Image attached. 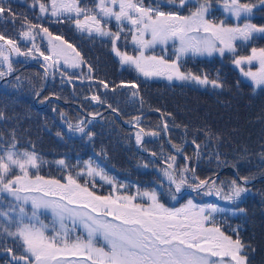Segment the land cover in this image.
<instances>
[{"label": "snow or ice", "instance_id": "snow-or-ice-1", "mask_svg": "<svg viewBox=\"0 0 264 264\" xmlns=\"http://www.w3.org/2000/svg\"><path fill=\"white\" fill-rule=\"evenodd\" d=\"M215 3L224 19L213 16V0H92L90 4L31 0L29 7L38 14L29 19L14 11L11 0H0V21L14 25L19 21L15 36L0 32V81L17 90L28 84L39 98L42 86L37 90L17 74V65L38 61L44 81L88 82L92 94L84 99L104 107L116 119L123 113L108 102L107 94L127 89L126 102L138 104L140 114L123 120L129 129L125 141L146 154L136 167L154 174L146 184L119 179L106 165L103 147L88 160L72 163L66 156L47 160L31 140L26 141L27 147L22 143L21 133L27 130L18 126L19 117L0 109V124L5 125L0 128L3 264H250L255 249L240 237L238 226L222 227L221 218L246 213L239 204L253 194L255 181L264 179V143L256 148L239 144L225 153L221 134L209 127L190 129L178 124L172 113L160 108L150 109L159 113V122L146 127V102L139 84L95 77L93 66L76 47L45 26L68 24L82 36L107 40L121 66L144 79L224 89L219 72L212 77L188 69L186 63L227 55L253 91L264 89V47L254 46L264 38V24L252 22L255 10H264V0ZM242 46L249 47V54L239 53ZM81 109L74 119L58 112L63 124V130L55 132L58 138L78 135L94 141L92 125L98 117L104 119L103 113ZM13 119L17 126L7 127ZM44 127L50 130L47 124ZM177 129L180 135L174 139ZM205 161L214 163L215 169L202 178L197 168ZM52 166L56 174L50 171ZM45 168L49 171L42 174ZM223 169H230L232 175L222 177ZM207 197L215 199L205 201Z\"/></svg>", "mask_w": 264, "mask_h": 264}, {"label": "trees", "instance_id": "trees-1", "mask_svg": "<svg viewBox=\"0 0 264 264\" xmlns=\"http://www.w3.org/2000/svg\"><path fill=\"white\" fill-rule=\"evenodd\" d=\"M17 27L18 26L14 25L8 20L0 21V32H3L7 36H15ZM186 67L194 72H199L201 70L204 71V68H206V70H208L209 75L212 77H214L216 73L219 72L221 79L225 82V88L222 90L223 99L221 100H229L231 102L237 98L238 99L237 105L233 103L232 106L225 108L223 114L227 113L226 115H228V117L224 115L225 117L224 119L223 118L215 119L214 117H216L218 114L216 112H220V110L214 109L215 110L214 113H216V116H209V115H213L214 113L207 114L206 111L211 110L212 107L211 105L205 103L204 99L208 91H210L209 94L212 98L217 97V93H218L217 89L216 90L208 89V88L201 89L195 85H188L183 83L177 85H169L166 82H162L160 84L161 87L157 90V92H161L166 98H168L167 106L165 105V107L168 109L164 108L162 105H160L159 107L160 109H162L165 112L172 113L178 124H186L189 126L190 129L196 127H209L213 131L221 134L224 138L222 150L225 153H231L233 148L239 145V142L240 144H247L253 148H256L259 143H264V134H262L260 137L257 136L254 142H253L252 134H250V131L254 129H256L257 131L264 130V118H262L264 117V89H256L255 91H253L251 84L248 85L245 83L239 70H237V68L227 58L225 59H220L218 57L213 59L204 58V59H200V61L195 59H189L186 63ZM19 74L22 77L26 78L28 81H31V85L36 86L37 90H39L41 86L43 90L45 81L42 79L43 70L40 67L29 66ZM237 81L240 82L239 87L236 86ZM150 85H152L154 88L157 87L153 83L149 84V86ZM149 86L145 88H148ZM2 88L3 86L0 85V90ZM28 92L30 94H27ZM51 94L52 95L55 94L56 97L59 96L60 99H63L64 101L68 99H73L71 96L72 91H70L66 87L63 88V86H61L59 78H57L55 81L51 80V86L48 89V91H46V95L44 97L46 96L48 97V95ZM158 94L160 95V93ZM11 96L12 98H10ZM10 97H8L9 103L15 109V117H19L20 119V123L18 126L24 130H28V126H29L30 133H35L33 129L31 130L32 127L29 125L30 116L33 120L35 113H38L40 115V119L37 124H41V123L43 124L48 120V118H52V115H54L55 118L58 119V112H56L55 114L51 112L54 107L56 109H60L66 112L73 119L81 114L80 109L74 107L73 105L66 106L65 104L61 103L60 100L57 99H52L48 107L41 109V107H39L35 102V96L33 95L32 87H30L28 84H25V86L20 90H17L12 87L10 91ZM44 97L40 99H43ZM24 98H25V104L29 105V102H31L30 110L24 109L25 108ZM197 98L199 99V102L195 104H191V101ZM145 104L151 105L152 106L151 109L157 108V103L155 102L154 103L146 102ZM92 108L94 110L96 109L94 108V106ZM88 111H91V109H88ZM193 111L196 112L197 119L191 117L188 118L187 113H191ZM124 112H122L123 113L122 116L124 120L136 114L134 113L133 115V113L130 112L124 113ZM138 114H140V112ZM103 116L104 119H100L98 117L97 120L94 121L92 125V129L96 133V137L94 141L93 142L86 141L84 143L86 149L89 150H84V151L82 150L79 153H74L73 151L78 148V146H76L78 141H76L72 137L69 138L68 135H66L65 137H67V139L64 138L58 143L60 146L58 147L59 151H54L57 150L56 149L57 147H52L51 153L57 156H61L60 153L62 152L65 154L67 153V155L70 157L71 160L72 158H81L82 156L86 157V154L89 152H91V154L94 155L99 145L97 140H100V137L97 136H101L103 134L107 135L108 133L115 135L114 133H120V132H124L125 134H127V132L129 131L128 127H126L120 119H116V117L110 112H107ZM143 116L146 127H154L160 120L159 113L155 111H151L150 109L146 112L143 111ZM51 122L55 123V126L53 127L52 130H47V132L52 137H56L55 132L60 129L63 130V124L59 123L56 120L53 121V118L51 119ZM8 126L12 127L10 121H8L7 123V127ZM14 126H17L16 121ZM4 127L5 125L0 124V128H4ZM180 131L181 130L177 129L172 133L174 139L180 135ZM22 136H23L22 143L24 144L25 147H27L26 141L29 139L35 144L33 139L28 138L26 133L22 132ZM66 141L71 142L74 146H72L70 143ZM119 141L120 139L117 137L116 139H114L113 145L117 143L115 147L119 148L124 154L127 153L126 161L130 166L125 169L131 168L129 171L132 172L131 174L125 172V175L122 177L121 180H126L128 182L131 181L137 182L135 179H137L138 177L136 176L140 175L142 169L137 168L136 165L132 161H130L127 155H130V157H132L135 162L138 161L141 156L139 157V155L131 151L126 146L128 144H122V143L119 144ZM151 147L155 148L156 145L153 144L151 145ZM37 150L45 154L44 150L42 151L40 149ZM187 150L189 151V153L191 152L190 147ZM106 165L110 169L112 175H114L115 170L120 172L116 167L113 168L114 165L113 163H107ZM214 169H215L214 163H208L207 161H205L197 168V173L203 178L206 175H211L212 170ZM245 170L247 171V169ZM252 170H255V168H253ZM227 171H231V170H227ZM149 174L151 177L145 175L144 177L141 178L144 181L142 183L146 184L148 181L154 178V174L150 170H149ZM257 183H258L257 185L258 188L254 191V195H261V193H264V179L260 180ZM261 196L264 197V195ZM259 204L261 205L262 203L259 201ZM231 216L234 218L231 219V221H237L236 226L239 227L240 230L239 234H241L244 237H254V235L257 234L259 231L264 230L263 225L260 226L258 223H256L258 222V220L257 221L253 220V222L247 224V229L244 232V230L240 229L242 228L241 224H239L241 220H239V218L236 216L233 215ZM249 229L253 230V232H250ZM255 231L256 233H254ZM259 234H262V232H260ZM259 251L260 249L258 248L257 253H259ZM255 257L256 255H252V257L250 255V259H253Z\"/></svg>", "mask_w": 264, "mask_h": 264}, {"label": "rangeland", "instance_id": "rangeland-1", "mask_svg": "<svg viewBox=\"0 0 264 264\" xmlns=\"http://www.w3.org/2000/svg\"><path fill=\"white\" fill-rule=\"evenodd\" d=\"M213 3H215V0H213ZM183 14H187V11L183 10ZM212 14L216 19H224L225 18L224 14L222 13V11L220 10V8L218 7V5L216 3L212 5ZM252 22L256 23V24H264V10H262L260 8L256 9L255 14L252 18ZM18 25H19V21H17V23H16V26H18ZM254 46L264 47V38H258L255 41ZM110 48H111V46H110ZM129 50H131L130 45H129ZM238 51L241 55H247V54H249V47L248 46H242L238 49ZM81 52H85V51L81 50ZM81 55L93 66L95 74H97V73L102 74L106 77H111L113 74H116L115 76H113L111 78H105V77L98 76L99 79H103L107 82H114L116 84H120L122 81L124 82L125 79L126 80L133 79V78H131L132 76L133 77H135V76L139 77L138 74L134 70L129 69L127 66H121L119 59L114 55L113 52H112V55L114 57H112V58H113V61L117 62V63H115V66H117L119 68L118 71L115 70L113 67L109 66L105 56H104V58H100V57L96 58L95 56L91 55L90 52L89 53H81ZM169 55H171V49H169ZM217 57L218 56L197 57V58H195V60L200 61V59H204V58L213 59V58H217ZM218 58H220V57H218ZM225 58L230 60V58L227 55L223 59H225ZM220 59H222V58H220ZM221 61H224V60H221ZM85 71H86V69H85ZM204 72L208 73V70H206V68H204ZM122 73L128 74V77L123 78ZM138 79L143 81L142 84H144L145 82H154L155 85L158 84L157 87H155V88L152 85H150L148 88H140V95L144 98L145 102H149V103L155 102V103H157V108H159L160 105H162L164 108H166L165 105L167 106V103H168V101H167L168 98H166L161 92H157V90L161 87L160 84L162 82H166L169 85H177V84L183 83V84H188V85H195L201 89H207L206 87H202V86L192 84V83L179 82V81L169 82V81L162 79V78L144 79L142 77H139ZM243 80L245 81L246 84H248V85L250 84V82H248L245 78H243ZM6 85L0 90V109H4L10 116L15 117V109L10 105L9 98H8V97H10L11 89ZM77 88H81V87H77ZM81 89H83V88H81ZM208 89H211V88H208ZM7 90H9V91H7ZM217 90H218L217 97H219V98H217V97L212 98L209 94L210 91H208L206 93L204 101H205V103L211 105V107H212L211 110L206 111V112L208 114V113H214L215 112L214 109L220 110V112H216V113H218L217 116H216V113H214L213 115H209V116H216V117H214L215 119H219V118L224 119L225 118L224 115L228 117V115H226L227 113L223 114L225 108L232 106L233 103L235 105H237L238 99L236 98L234 101H231V102L229 100H221V99H223L222 98V90L223 89H217ZM127 91H128L127 89H118L116 93L109 92L107 94L108 95V102L113 103L114 105L115 104L118 105L121 108L122 112L125 111L124 113L130 112V113H133V115H134V113L138 114L140 112V106L138 104L134 105V104H130V103L126 102L127 101V96H126ZM80 93H84V92L81 91ZM158 93H160V95ZM27 94H30V93L28 92ZM246 95H244V96H246ZM10 98H12V96ZM198 102H199V99L197 98V99L192 100L191 104H195ZM24 104H25V98H24ZM30 104H31V102H29V105L25 104L24 109L30 110L31 109ZM68 106H70V105H68ZM91 106L92 105L86 106L84 109L88 110V108H90ZM151 108H152L151 105L145 104L143 111L146 112ZM41 109H44V108H41ZM96 109L97 110H94V111L102 112L104 110L105 113H103V115L106 114V111H108L104 107H96ZM166 109H168V108H166ZM59 111H62V110L57 109V112H59ZM201 111H203V110H201ZM51 112L54 114L56 113L53 111H51ZM187 116H188V118L191 117V118L197 119L195 111H193L191 113H187ZM52 118H53V121L56 120L59 123H62L59 116H58V119H56L55 116L52 115ZM52 118H48V120L46 122H44L43 124L42 123L37 124L39 122L40 115L38 113H35L33 120L31 118V116H30V120H29V125L32 127L31 130L33 129V131L35 133L29 132V126H28L27 132H23V133H26L28 138L33 139L37 149H40L41 151L44 150L45 154H43L42 152L41 153L44 155L45 159L55 160V159H60V158H63L66 156L72 163H75L77 160L81 159L83 156L81 158H72V160H71L70 157L67 155V153L65 154L62 152V153H60L61 156H57V155L51 153L52 147H57L56 148L57 150H54V151H59L58 147H60V146L58 143L61 141V139L58 138L57 136L52 137L44 127V125L47 124V129H50V130L53 129V127L55 126V123L51 122ZM199 118H200V115H199ZM249 118H247V119H249ZM15 121H16L15 119L10 120L12 127L15 125ZM8 127H10V126H8ZM60 130H62V129H60ZM114 134L115 135L108 133L107 135L103 134L101 136H97V137H100V140H97L99 145H98V149H97L96 153L100 152L101 147L105 148L107 150V158L105 160V163L106 164L107 163H113L114 164L113 168L116 167L120 171V172H118L115 170L114 175L118 176L119 179H122V177L125 175V172H128L130 174L132 172L129 171L131 168L125 169V168L130 166L126 161V154L127 153L124 154L119 148L115 147V145L117 143L115 145H113L114 139H116L118 137L120 139L119 144H121V143L122 144H128L126 146L131 151L135 152V154L139 155V157L141 156V154L142 155H146V154L139 153L134 144L127 143L125 141L126 134L124 132L114 133ZM250 134H252L253 142H254V140H256L257 136L260 137L262 134H264V130L263 131H257L256 129H254V130L250 131ZM21 136H22V133H21ZM22 138H23V136H22ZM72 138H74L76 141H78V143L76 144V146H78V148L73 151L74 153H79L82 150L83 151L89 150V149H86V147L84 145V143L87 140L81 139L78 135L72 136ZM65 139H67V137H65ZM66 142H68L72 146H74L71 142H69V141H66ZM239 144H240V142H239ZM85 153H84V155H85ZM90 157L95 158V155H93V154H91V152H89L86 154V157H83L81 160L82 161L88 160ZM127 157L130 159V161H132L135 165H137L138 161L135 162L134 159L132 157H130V155H127ZM131 158H132V160H131ZM227 170H230V169H227ZM227 170L226 169L222 170V172H221L222 177H227V176L232 175V172L227 171ZM48 171H49V168H45L44 173H42V174H46ZM50 171L52 172V174H56V169L54 166H52L50 168ZM145 175H148V177H151L149 174V170L142 169L140 175L136 176L138 178L135 180L137 182L142 183L144 181L141 178L144 177ZM260 180H262V179H257L255 181L254 185H252L253 194H250L249 196H247L239 204V207L246 209V213L235 215L236 217L239 218V220H241V222H239V224H241L242 228H240V229L244 230V232L247 229V224L253 222V220L254 221L258 220V222H256V223H258L260 226H262V225L264 226V197L261 195H254V191L258 188L257 182H259ZM104 190L105 191L107 190V186H105ZM214 199L215 198L207 197V198H205V201H212ZM259 201L262 203L261 205L259 204ZM216 202H219L222 204L225 203V202H220V201H216ZM165 203L168 204V206H177V207L179 206V204H174L173 202L165 201ZM180 203H183V201H181ZM221 219H223L225 221V223L221 225L222 227H225V228H227V226H231L233 228L237 227L236 226L237 221H231V219H234L231 216V214H229V216L226 215L225 217H223ZM249 230H250V232H253V230H251V229H249ZM260 232H262V234H259ZM254 233H256V231ZM239 235L243 239V241L251 244L252 247L255 249V251L252 252L250 255H251V257H252V255H256V257L253 259H250V264H264V230L259 231L257 234L254 235V237H244L241 234H239ZM258 248L260 249L259 253H257ZM3 260H4V257L2 255H0V264H3Z\"/></svg>", "mask_w": 264, "mask_h": 264}, {"label": "flooded vegetation", "instance_id": "flooded-vegetation-1", "mask_svg": "<svg viewBox=\"0 0 264 264\" xmlns=\"http://www.w3.org/2000/svg\"><path fill=\"white\" fill-rule=\"evenodd\" d=\"M87 3H91L92 0H86ZM11 4L12 7L14 9V11H16L18 14L19 13H24L26 14L29 19H33L34 15L38 14V10L32 9L29 7V5L31 4V0H11ZM259 25V24H258ZM45 26L49 27V30L51 32H53V34L55 35H63L64 39L68 40L70 43H72L76 49L80 52V53H91V55L95 56L96 58L100 57V58H104V56L107 59V62L109 64V66L113 67L115 70H119V68L117 66H115V61H113L114 57L112 55V51L110 48V44L107 42V40H101L99 38L96 39H90L86 36H82L80 33L76 32L71 26H69L68 24H47L45 23ZM46 43V42H45ZM44 45H42L43 47ZM81 50L85 51V52H81ZM23 59V58H20ZM30 63H33L39 67H41L40 63H38L37 61L34 60H29ZM24 64V63H23ZM23 64H21L20 66H18L17 68H20ZM42 68V67H41ZM124 73V72H123ZM122 73V77L123 78H127L126 74ZM116 74H113L111 77L115 76ZM94 76L98 78V76L101 77H105V78H111V77H106L102 74H95ZM131 78L133 79H129V80H124V82H136L139 84V88H145L147 86H149V84L154 82H145L144 85L142 86L141 83L137 82V80L132 76ZM58 81V80H57ZM5 81H0L1 84H4ZM64 87H66L67 89H69L70 91H72V98L73 100H67V105L69 104H74L76 106H89V105H94L96 107H101L99 105H95L94 102H89L87 100L84 99V96H88L91 95L92 93L89 91L88 88V82L86 84H77L75 82V85L73 84H68L65 83L63 85H61ZM77 87H84V89L81 88H77ZM87 90L88 94L85 93H80L81 91ZM46 95V91L40 93V98L44 97ZM48 97H50V101L55 97V95H48ZM48 101V100H47ZM46 101V106L48 107L50 105V101L47 102Z\"/></svg>", "mask_w": 264, "mask_h": 264}]
</instances>
